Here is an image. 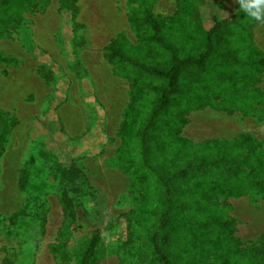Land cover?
Masks as SVG:
<instances>
[{
  "label": "rangeland",
  "instance_id": "374dc122",
  "mask_svg": "<svg viewBox=\"0 0 264 264\" xmlns=\"http://www.w3.org/2000/svg\"><path fill=\"white\" fill-rule=\"evenodd\" d=\"M179 1L156 0L153 12L168 18ZM30 2L0 27V264H75L95 229L101 232L98 264H137L136 235L126 240V234L127 215L140 202L142 158L118 153L130 89L103 58L104 46L118 34L136 44L127 21L132 5ZM200 11L203 18L228 13L219 0H208ZM253 35L264 37L262 28ZM216 92H208L204 108L187 114L178 136L198 147L210 138L231 144L247 133L264 146V103L244 113ZM32 121L44 125L34 128ZM226 189L218 188L212 203L235 221L228 240L264 264V196L235 197ZM15 212L21 213L11 222ZM232 248L211 260L227 264Z\"/></svg>",
  "mask_w": 264,
  "mask_h": 264
},
{
  "label": "trees",
  "instance_id": "16d2710c",
  "mask_svg": "<svg viewBox=\"0 0 264 264\" xmlns=\"http://www.w3.org/2000/svg\"><path fill=\"white\" fill-rule=\"evenodd\" d=\"M126 1L132 5L127 21L136 44H125L118 34L104 46L103 58L130 89L118 153L142 158L140 202L127 215L126 240L135 234L138 242L136 262L220 264L211 257L233 245L227 264H257L234 238L228 240L235 221L212 197L220 194L218 188L235 197L264 196V146L247 133L231 144L210 138L198 147L178 135L187 114L205 107L210 90L244 113L264 103L256 87L264 73V52L253 38L258 23L238 13L236 0H219L227 15L213 12L204 18L200 8L208 0H180L168 18L153 12L156 0ZM30 4L2 0L0 27ZM36 121L32 126L42 128ZM24 181L20 175V190ZM20 213L10 215V221ZM100 243L101 232L95 229L75 264H98Z\"/></svg>",
  "mask_w": 264,
  "mask_h": 264
},
{
  "label": "clouds",
  "instance_id": "9594fccd",
  "mask_svg": "<svg viewBox=\"0 0 264 264\" xmlns=\"http://www.w3.org/2000/svg\"><path fill=\"white\" fill-rule=\"evenodd\" d=\"M238 13L249 21L264 25V0H236Z\"/></svg>",
  "mask_w": 264,
  "mask_h": 264
},
{
  "label": "crops",
  "instance_id": "0c3cea01",
  "mask_svg": "<svg viewBox=\"0 0 264 264\" xmlns=\"http://www.w3.org/2000/svg\"><path fill=\"white\" fill-rule=\"evenodd\" d=\"M262 28V33H264V25L258 24L256 26V28L254 29V33H256L259 29ZM255 43L257 44V46L263 50L264 52V37H256L254 38ZM21 70H23L26 67V61L25 59H23L21 66H20ZM256 87H258L259 89H261L262 91H264V73L263 76L261 78V81L256 85Z\"/></svg>",
  "mask_w": 264,
  "mask_h": 264
}]
</instances>
